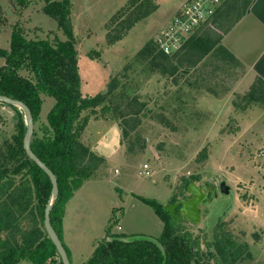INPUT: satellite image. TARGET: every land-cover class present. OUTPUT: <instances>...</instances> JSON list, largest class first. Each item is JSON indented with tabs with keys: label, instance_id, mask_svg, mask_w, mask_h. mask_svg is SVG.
Returning a JSON list of instances; mask_svg holds the SVG:
<instances>
[{
	"label": "rangeland",
	"instance_id": "374dc122",
	"mask_svg": "<svg viewBox=\"0 0 264 264\" xmlns=\"http://www.w3.org/2000/svg\"><path fill=\"white\" fill-rule=\"evenodd\" d=\"M138 1L135 5L134 0H70L82 94L104 92L118 77L117 92L124 96L120 99L118 94L113 100L125 111H137L125 122L113 112L82 114L88 118L82 142L104 162L66 204L62 227L72 262L87 261L110 231L127 237H159L164 221L141 196L164 206L180 202L190 197L185 180L194 177L202 188L213 187L209 189L213 199L200 206V221L185 218L179 205L171 213L175 224H182L178 230L189 231L199 241L192 264H224L209 255L215 234L234 243L231 248L239 257L232 264H264V99L252 89L261 77L242 80L246 68L241 59L231 58L218 46L248 8L246 1L239 0V8L229 11L233 0H224L190 35L199 36L204 48L215 41L212 50L193 65L188 54L184 56L186 51L179 50L174 62L183 56V63L172 75L153 67L140 51L155 42L186 0ZM46 4V0H0V48L10 50L17 28L28 38H66L45 12ZM263 44L260 39L253 49L243 46V51L252 52L248 58L255 60ZM5 64L6 58L0 56V67ZM21 73L29 75L25 70ZM42 100L35 123L40 135L56 102L47 94ZM0 113L1 152L14 141L19 111L0 101ZM221 180L231 186L229 193L218 189Z\"/></svg>",
	"mask_w": 264,
	"mask_h": 264
},
{
	"label": "trees",
	"instance_id": "16d2710c",
	"mask_svg": "<svg viewBox=\"0 0 264 264\" xmlns=\"http://www.w3.org/2000/svg\"><path fill=\"white\" fill-rule=\"evenodd\" d=\"M46 1L45 12L57 21L66 38H28L17 28L12 35L10 50L0 48V56L6 58V64L0 67V94L25 102L32 110L35 123L40 117L42 95H51L56 99L48 115V124L42 125L43 134L40 135L34 127L31 146L58 178L59 194L53 204L51 221L73 264L63 239L62 224L66 204L104 162L101 156L93 153L82 142L81 134L88 122V118H82V114L85 110L104 116L113 112L123 120L137 111H125L120 102L113 100L118 94L120 99L124 96L123 92H117L120 81L118 77L110 81L104 92L94 96L82 94L79 55L70 19V0ZM238 1L230 2L228 10L239 8ZM245 1L249 7L251 0ZM138 2L134 0L135 5ZM215 44V41L210 42L204 48L199 36L192 35L181 49L186 51L184 56L188 54L189 65H193L200 62ZM220 49L234 58L222 46ZM140 54L151 59L153 67L166 74H174L179 64L183 63V56H179V62L176 63V52L172 54L174 56L166 54L153 41L148 42ZM24 70L29 75L21 73ZM252 89L258 90L260 98L264 99V79L260 78V83L253 85ZM255 94L252 92L251 96L257 97ZM110 103L114 104V108ZM8 105L19 111V119L15 125L14 141L0 152V264H22L24 260L33 264H64L44 223L45 209L52 191L51 179L24 148L27 131L25 113L18 106ZM124 133L127 134V131L124 130ZM194 180L197 178L185 180L186 189ZM141 199L151 205L164 221L162 234L157 238L142 235L127 237L110 231L97 244L92 256L79 264L193 263L199 252L198 239L187 230H178L182 224H175L166 206L155 199L142 196ZM175 200L176 195L171 201ZM233 244L229 237L215 234L213 245H209L210 257L218 256L224 264L235 263L239 256L231 248ZM248 255L251 256L250 253Z\"/></svg>",
	"mask_w": 264,
	"mask_h": 264
},
{
	"label": "water",
	"instance_id": "95a60500",
	"mask_svg": "<svg viewBox=\"0 0 264 264\" xmlns=\"http://www.w3.org/2000/svg\"><path fill=\"white\" fill-rule=\"evenodd\" d=\"M0 101L5 102L7 104L18 106L25 113L26 122H27V131L24 140V148L27 154L30 156V158L33 159L49 175L52 182V191L48 200V204L45 209V219H44L45 228L49 237L56 245L57 250L64 264H71V260L68 255L67 249L51 221V211L53 208V204L56 197L59 194L58 178L54 173V171L44 161H42L40 157L36 155V153L33 151L31 146L32 136L35 127L32 110L22 100L15 99L7 95L0 94ZM218 189H220L222 192L229 193L231 186L226 182V180H221L218 185ZM188 191L190 193L189 198L183 199L180 202L172 203L170 205H167L166 207L171 213H174L176 207L179 205L181 206V212L183 213L185 218L190 219L193 222H199L201 219L200 206L202 203L205 202L208 193L195 181H191L189 183ZM208 199H213V197L211 196Z\"/></svg>",
	"mask_w": 264,
	"mask_h": 264
},
{
	"label": "crops",
	"instance_id": "0c3cea01",
	"mask_svg": "<svg viewBox=\"0 0 264 264\" xmlns=\"http://www.w3.org/2000/svg\"><path fill=\"white\" fill-rule=\"evenodd\" d=\"M260 39L263 40L264 43V0H251L247 11L218 43V46H222L223 49L232 54L234 58H240L242 64L245 65L246 69L241 77L242 80L247 77L253 80L256 79V77L264 79V44L262 47L263 51L255 60H250L248 58L252 52H249L247 49L243 51V46L249 50L250 48L253 49V43ZM67 207L63 218V227L65 225Z\"/></svg>",
	"mask_w": 264,
	"mask_h": 264
},
{
	"label": "built area",
	"instance_id": "2783aa9c",
	"mask_svg": "<svg viewBox=\"0 0 264 264\" xmlns=\"http://www.w3.org/2000/svg\"><path fill=\"white\" fill-rule=\"evenodd\" d=\"M224 0H186L154 41L166 54L179 51L189 36L211 18ZM145 168L148 164H145ZM148 172V171H147Z\"/></svg>",
	"mask_w": 264,
	"mask_h": 264
},
{
	"label": "flooded vegetation",
	"instance_id": "af4514ba",
	"mask_svg": "<svg viewBox=\"0 0 264 264\" xmlns=\"http://www.w3.org/2000/svg\"><path fill=\"white\" fill-rule=\"evenodd\" d=\"M209 189H210V188H209ZM209 189H205L206 192L208 193L206 200L208 199V197H210L209 195L211 194V191H210ZM206 200H205V202H206Z\"/></svg>",
	"mask_w": 264,
	"mask_h": 264
}]
</instances>
